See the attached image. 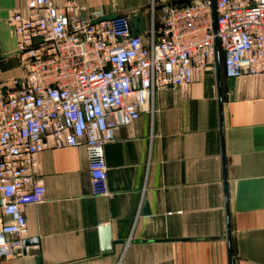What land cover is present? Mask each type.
<instances>
[{
	"label": "crops",
	"instance_id": "0c3cea01",
	"mask_svg": "<svg viewBox=\"0 0 264 264\" xmlns=\"http://www.w3.org/2000/svg\"><path fill=\"white\" fill-rule=\"evenodd\" d=\"M167 1L77 0L128 16L145 40L152 9L158 23ZM26 2L0 0L4 71L17 65L9 20ZM152 106L105 146L108 196L91 193L84 147L40 155L45 198L25 209V242H36L0 264H231L229 230L233 264H264V77L223 74L222 111L214 71L197 74L187 91H157ZM103 226L112 230L109 254Z\"/></svg>",
	"mask_w": 264,
	"mask_h": 264
},
{
	"label": "built area",
	"instance_id": "2783aa9c",
	"mask_svg": "<svg viewBox=\"0 0 264 264\" xmlns=\"http://www.w3.org/2000/svg\"><path fill=\"white\" fill-rule=\"evenodd\" d=\"M169 0L147 40L128 16L91 12L77 0H27L9 20L12 71L0 68V260L23 253L25 209L41 203L36 182L47 149L84 147L93 196H108L105 146L159 90L187 91L216 72L217 43L228 79L264 77V0ZM216 24V29H215Z\"/></svg>",
	"mask_w": 264,
	"mask_h": 264
},
{
	"label": "water",
	"instance_id": "95a60500",
	"mask_svg": "<svg viewBox=\"0 0 264 264\" xmlns=\"http://www.w3.org/2000/svg\"><path fill=\"white\" fill-rule=\"evenodd\" d=\"M213 2V19L216 22V10H215V0ZM117 15H110L105 18V20L115 19ZM216 29V24H215ZM13 55V54H12ZM11 55H6V57ZM216 72H217V81H218V93H219V103L221 106V111L223 110V73H222V60H221V53L219 50V46L217 43V54H216ZM99 235L101 241V251L103 254H109L113 251V235L111 227L103 226L99 228ZM36 241H26L24 243V247L26 245L35 243ZM229 246H230V255H231V264H233V254H232V245H231V235L229 230Z\"/></svg>",
	"mask_w": 264,
	"mask_h": 264
},
{
	"label": "trees",
	"instance_id": "16d2710c",
	"mask_svg": "<svg viewBox=\"0 0 264 264\" xmlns=\"http://www.w3.org/2000/svg\"><path fill=\"white\" fill-rule=\"evenodd\" d=\"M221 60H222V62H223V58L221 57Z\"/></svg>",
	"mask_w": 264,
	"mask_h": 264
}]
</instances>
